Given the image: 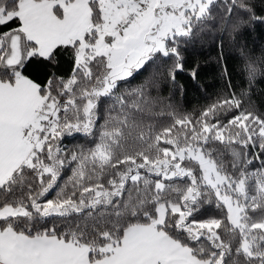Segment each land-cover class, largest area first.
<instances>
[{
	"label": "snow or ice",
	"instance_id": "snow-or-ice-1",
	"mask_svg": "<svg viewBox=\"0 0 264 264\" xmlns=\"http://www.w3.org/2000/svg\"><path fill=\"white\" fill-rule=\"evenodd\" d=\"M217 13L254 18L249 0H0V264H264V114L243 93L154 112L158 77L131 86L161 59L175 83ZM64 53L66 78L25 74ZM73 133L92 146L61 147Z\"/></svg>",
	"mask_w": 264,
	"mask_h": 264
},
{
	"label": "trees",
	"instance_id": "trees-1",
	"mask_svg": "<svg viewBox=\"0 0 264 264\" xmlns=\"http://www.w3.org/2000/svg\"><path fill=\"white\" fill-rule=\"evenodd\" d=\"M249 2L254 18L242 14L240 19L243 22L237 30L232 31L225 27L217 13L216 20L209 24L198 38L181 43L184 69L176 73L175 83L165 72L167 64L171 63L167 59L149 65L147 70L131 81V86H135L152 74L158 77L157 88L149 89L152 98L162 101V104L158 102L152 109L154 112H168L174 109L178 113L195 114L219 97L228 96L230 93L239 96L243 93L244 106L257 114H264V0ZM221 3L222 0H217L218 8ZM232 19L235 20L236 17L233 16ZM12 26L14 25H9ZM7 30L0 27V31ZM249 57L256 61V67L259 69L254 78H250L245 67ZM72 67L70 56L64 53L54 62L31 60L25 67V74L37 82L46 84L53 76L66 78L71 74ZM193 70L197 73L195 78L191 75ZM107 103L105 100L104 105ZM104 105L100 109L97 129L99 124L103 123ZM167 105H171V108L165 107ZM145 119L146 122L157 126L170 123L167 115L150 119L145 116ZM93 140L94 136L73 133L62 137L60 144L66 150H75L79 146L91 147ZM74 166L66 167L62 171L58 184L63 185ZM54 195L53 191L48 198H53ZM205 209V215L223 214L214 205H205Z\"/></svg>",
	"mask_w": 264,
	"mask_h": 264
}]
</instances>
